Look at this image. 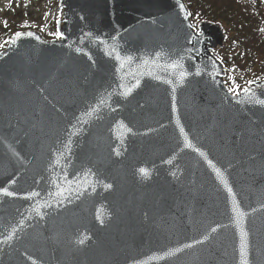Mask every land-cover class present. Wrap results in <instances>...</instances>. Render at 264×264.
I'll return each mask as SVG.
<instances>
[{
	"label": "water",
	"instance_id": "1",
	"mask_svg": "<svg viewBox=\"0 0 264 264\" xmlns=\"http://www.w3.org/2000/svg\"><path fill=\"white\" fill-rule=\"evenodd\" d=\"M57 11L0 52V264H264V78L232 94L223 25Z\"/></svg>",
	"mask_w": 264,
	"mask_h": 264
},
{
	"label": "trees",
	"instance_id": "2",
	"mask_svg": "<svg viewBox=\"0 0 264 264\" xmlns=\"http://www.w3.org/2000/svg\"><path fill=\"white\" fill-rule=\"evenodd\" d=\"M186 3L194 22L209 19L222 22L227 27L231 41L225 51L216 54L220 58L226 56L224 60L229 62L227 82L232 90L239 91L251 75H264V58L259 60L261 55L264 57V11L260 8L253 10L256 6H250L243 0H186ZM12 4L9 0L0 10V50L18 30L10 11ZM52 30L44 33L51 37L55 35V30ZM237 63L246 64V68L237 67ZM256 63L260 64V69L252 70ZM235 77L241 82L237 83Z\"/></svg>",
	"mask_w": 264,
	"mask_h": 264
},
{
	"label": "rangeland",
	"instance_id": "3",
	"mask_svg": "<svg viewBox=\"0 0 264 264\" xmlns=\"http://www.w3.org/2000/svg\"><path fill=\"white\" fill-rule=\"evenodd\" d=\"M10 1L13 2L12 6L10 7V11L13 14L14 24L18 27L19 30L33 29V30H39L42 33L44 32V30H50L51 28H54L55 30L56 20L60 18V13L57 12L58 0H10ZM243 1H246L250 6L253 7L256 6L255 8H252L253 10L261 9L262 11H264V0H243ZM8 2L9 0H0V10L4 9V4H7ZM54 36H56V30H55V35H52L51 37ZM230 41H231V36L229 33L228 39L226 41V46L229 45ZM6 46L7 44L4 46V48ZM225 57L226 56H223L221 57V59ZM262 58L264 57H262L261 55L259 60L262 61ZM239 64L241 67H243L242 65H245L244 63H239ZM259 65L260 64L253 65L252 70H259L260 69ZM252 76H249V78H252ZM259 76L256 75V77ZM236 82L240 83L241 81L236 80ZM232 92L236 93L234 90H232Z\"/></svg>",
	"mask_w": 264,
	"mask_h": 264
},
{
	"label": "snow or ice",
	"instance_id": "4",
	"mask_svg": "<svg viewBox=\"0 0 264 264\" xmlns=\"http://www.w3.org/2000/svg\"><path fill=\"white\" fill-rule=\"evenodd\" d=\"M181 7H183V5H181ZM7 26V25H6ZM19 35V34H18ZM173 67H176V65H172ZM182 76L184 75L183 73L181 74ZM259 103H261V104H264V100H261V101H258ZM141 171L143 172V171H145L144 169H141ZM109 187H110V185H109ZM5 191V194L6 195H9V196H11V195H14V193H11V192H8L6 189L4 190ZM243 264H247V261H244L243 262Z\"/></svg>",
	"mask_w": 264,
	"mask_h": 264
}]
</instances>
